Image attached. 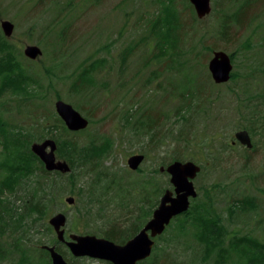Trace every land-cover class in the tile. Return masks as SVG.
Returning a JSON list of instances; mask_svg holds the SVG:
<instances>
[{"label": "rangeland", "instance_id": "1", "mask_svg": "<svg viewBox=\"0 0 264 264\" xmlns=\"http://www.w3.org/2000/svg\"><path fill=\"white\" fill-rule=\"evenodd\" d=\"M175 2L182 40L178 51L170 46L164 51L157 46L152 27L159 8L157 0H0V31L3 33L2 20L14 23L9 38L27 73L41 81L44 93L28 103L8 94L0 95L11 124L22 126L27 133L37 132L39 118L58 117L55 102L63 99L90 120L79 134L83 143L110 141L111 145L99 167L77 169L78 186L85 189L83 195L71 194L69 181L57 177V196L47 216L38 221L27 218L22 246L34 254L32 264H51L50 256L42 251V245L53 244L52 232L47 228L52 227L50 216L61 211L69 218L76 214V208L84 209L87 187L97 179L95 202L87 210L88 221L83 219L85 229L74 231L68 221L67 234L103 236L114 220L118 225L137 223L134 216L146 214L152 198L158 205L162 193L155 192L173 189L170 175L161 169L175 155L201 166L194 179L199 197L206 198L201 187L216 189L213 204L223 216L222 224L230 236L247 235L264 242V0H211L212 11L202 19L190 1ZM237 9L242 10L240 23L223 33V17ZM29 44L42 49L36 59L24 53ZM217 50L234 53L236 80L221 85L213 81L208 65ZM96 60L101 65L95 71V86L77 93L71 88L72 78L84 65ZM191 85L203 92L195 98L187 95ZM181 106L189 110L184 119L176 115ZM255 108L259 112L255 113ZM127 115L133 116L131 122ZM137 118L143 123L136 130L131 123ZM241 129L249 131L252 148L235 138V132ZM49 134L43 131V138H34L33 142ZM203 142L209 147L204 151L200 149ZM210 150L208 156L201 155ZM134 154L145 155L138 170L128 166V158ZM100 170L117 174L118 184L112 185L106 195L101 192L113 176L98 175ZM68 196L75 197L73 204L66 202ZM10 199L13 207L20 204L18 197L10 195ZM237 199H248L254 207H236L231 216L226 212L227 204ZM192 229L190 225L189 232L171 242L167 239L174 229L170 228L157 240V264H164L170 255L177 264H218L214 253L202 259ZM53 232L57 236L54 229ZM21 233L10 231L3 239L11 242ZM170 242L172 248H165ZM57 246L70 264H111L76 257L64 242ZM247 252L230 251L224 264H250ZM0 264L30 261L16 250Z\"/></svg>", "mask_w": 264, "mask_h": 264}, {"label": "trees", "instance_id": "2", "mask_svg": "<svg viewBox=\"0 0 264 264\" xmlns=\"http://www.w3.org/2000/svg\"><path fill=\"white\" fill-rule=\"evenodd\" d=\"M157 1L159 3V8L152 18L153 32L158 39L156 42L157 46L164 51L169 46L178 51L179 41L182 40L180 35L182 25L179 17L180 13L176 7V0ZM186 1L189 2V0ZM189 5L192 7L190 2ZM241 14L242 10L240 11L239 9L225 14L221 23L223 33L226 34L233 25L240 23ZM129 51L126 52V55ZM126 55L124 56L125 59ZM230 55L234 63L235 55L234 53ZM100 65V60L84 65L82 70L76 73V77L72 78L71 88L77 93L82 94L85 93L88 88L94 87L96 82L95 71H97ZM30 74L27 73L23 63L18 59L15 46L10 38L6 37L2 31H0V95L8 94L11 98H18L25 103L35 100L37 97L44 96L41 81ZM237 77L238 73L233 71L230 81L236 80ZM188 89L189 93H187V95H191L193 98L197 97L200 92V90H197L195 86L192 85ZM202 92L203 91H201L200 94ZM5 105L6 102H2L0 98V142L2 147L0 152V261L5 260L8 256L13 254L14 251L18 250L22 252L24 260H29L30 264H32L34 254L29 248L22 246L26 241L25 232L27 218L31 217L33 220L38 221L40 218L47 216L57 196L55 192L57 177L69 181L71 194L83 195L82 192H84L85 189L78 186L77 169L79 168L85 171L88 165L90 169L99 167L101 158L110 151L111 145L110 141L98 143L92 140L83 143L79 138V134L82 133L83 130L70 131L59 116L57 118L54 117L55 120H51L52 116L39 118L40 121L36 123L37 132L27 133V129H24L22 126L17 127L11 124L4 112L6 111ZM240 107L254 109L247 105H241ZM181 108L182 110H178L176 115L179 119H184L183 117L188 107L183 108L181 106ZM255 110L256 112H253H259L256 108ZM259 114H261V112ZM131 117L133 118V116L127 115L128 121L131 120ZM244 117L246 118V116ZM249 118L253 120L252 117ZM140 123H143V120L141 121L140 118H137L131 124L134 125L133 127L137 130L140 128ZM153 125H155V123L151 124V126ZM245 128L253 131L250 127L245 126ZM43 131L50 132L49 136L57 141V157L69 162L71 165L70 172L47 171L42 160L32 152L31 143L35 140L34 138L42 139ZM206 145L208 146L205 142L201 143L200 149L204 151L205 148H209ZM211 153L210 150L209 153L205 152V154L202 153L201 155H205L204 157H206ZM193 157L194 156H191V159H194ZM176 159L181 160V157L175 155L173 160ZM98 172V175L104 173L105 175L113 176L101 192L106 195L112 185L118 184L117 174L116 172H110L108 170H100ZM99 180L100 179H97L95 183H91L90 186L87 187L86 191L88 194H84L88 198L84 204L85 208H76V214L69 217L74 231L85 229V222L83 219L87 221L89 219L90 212H87V210L95 202V184L99 182ZM20 190L21 193H18ZM200 191L205 194L206 198L198 196L193 199L190 210L184 215H179L174 218L172 220L173 224L170 223L164 233L156 237V245L152 255L138 264H157L156 254L159 249L157 240L164 237L169 233V229L172 228L174 230L169 233L167 240L171 242L178 241L180 236H182L181 234L189 232L190 225L193 226L191 235L199 244V249H201L202 252V259L214 253L217 256L216 261H218V264H224L225 257L228 256L230 251H239L241 254L248 251L247 253L251 255L249 256L250 258H248V260L251 259L250 264H264V242H259L247 235L230 236L229 231H227L222 224L223 216L213 204L216 189L209 191L201 187ZM162 192L163 190L160 188V190L155 193ZM10 195L18 197L20 204L13 207ZM156 205L157 200L152 198L148 212L146 214L144 213V215L134 216V219L138 220L135 224L125 225L121 223V225H118L114 220L102 232L103 236L117 243H125L129 238L133 237L151 217V213ZM236 207L237 209L240 208L245 210L252 209L254 205L253 203H248V199L231 200L227 204L226 212L228 211L232 216L233 213H235ZM139 216H141L140 219ZM175 223H177V225H174ZM47 228L52 232L51 240L53 244L60 245V242L54 235L52 227L48 226ZM20 230L22 233L14 237L13 241L10 242L3 239L5 233ZM171 242L168 243L169 247L165 248L171 249ZM42 251L49 256L47 250L42 249ZM50 261L51 259H49V262ZM39 262L41 261L39 260ZM246 263L249 264L248 261ZM164 264L177 263L175 258H172L170 255Z\"/></svg>", "mask_w": 264, "mask_h": 264}, {"label": "water", "instance_id": "3", "mask_svg": "<svg viewBox=\"0 0 264 264\" xmlns=\"http://www.w3.org/2000/svg\"><path fill=\"white\" fill-rule=\"evenodd\" d=\"M194 6L197 16L202 19L212 11L211 0H189ZM1 27L7 37L12 36L14 23L8 19L1 21ZM24 53L31 59H36L42 54V49L29 44ZM209 71L215 83L223 84L231 79L234 68L231 56L224 50L214 51L209 61ZM55 109L59 117L71 131H79L89 126V119L78 111L71 103L58 99ZM236 139L248 148L253 147L252 138L246 129L235 133ZM57 142L55 139L46 138L31 144V150L44 163L47 171H60L68 173L71 166L66 160L57 157ZM145 158L144 154H134L128 158V165L132 170H137ZM163 171L170 174L173 189H166L162 194L158 206L154 209L151 218L142 229L125 243H117L106 237L94 234L70 233L66 238L67 214L57 212L49 219V224L54 228L60 242L66 243L71 253L76 257H90L108 261L111 264H138V262L151 256L155 238L161 235L172 219L187 212L193 198L198 196L194 179L201 171V166L192 160H175L162 167ZM66 202L73 204V196L66 197ZM49 251L52 264H69L64 255L55 245H42Z\"/></svg>", "mask_w": 264, "mask_h": 264}]
</instances>
